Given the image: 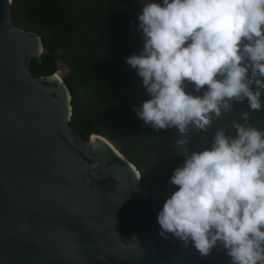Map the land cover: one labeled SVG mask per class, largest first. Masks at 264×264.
<instances>
[{"label":"clouds","instance_id":"9594fccd","mask_svg":"<svg viewBox=\"0 0 264 264\" xmlns=\"http://www.w3.org/2000/svg\"><path fill=\"white\" fill-rule=\"evenodd\" d=\"M137 19L143 50L126 63L148 99L133 111L157 132L205 134L191 153L189 139L176 140L184 162L159 235L201 257L221 247L231 264H264V128L251 122L264 110V0H144Z\"/></svg>","mask_w":264,"mask_h":264},{"label":"water","instance_id":"95a60500","mask_svg":"<svg viewBox=\"0 0 264 264\" xmlns=\"http://www.w3.org/2000/svg\"><path fill=\"white\" fill-rule=\"evenodd\" d=\"M40 53L0 0V264H231L221 247L201 257L159 235L158 212L177 188L169 179L153 195L108 141L83 142L57 72H28Z\"/></svg>","mask_w":264,"mask_h":264},{"label":"trees","instance_id":"16d2710c","mask_svg":"<svg viewBox=\"0 0 264 264\" xmlns=\"http://www.w3.org/2000/svg\"><path fill=\"white\" fill-rule=\"evenodd\" d=\"M143 2L10 0V20L16 29L39 37L41 53L29 64L31 77L59 73L70 96L69 128L83 142L91 135L108 141L137 171L139 184L155 195L183 165L176 140L189 139L185 147L191 153L205 145V134L193 130L182 137L175 128L157 132L133 111L148 99L142 79L126 63L143 50L137 19ZM246 108V101L234 105V111ZM231 119H238L235 112L221 123ZM251 122L264 128V110ZM214 131L207 134L209 146Z\"/></svg>","mask_w":264,"mask_h":264},{"label":"rangeland","instance_id":"374dc122","mask_svg":"<svg viewBox=\"0 0 264 264\" xmlns=\"http://www.w3.org/2000/svg\"><path fill=\"white\" fill-rule=\"evenodd\" d=\"M58 76H59V73H58Z\"/></svg>","mask_w":264,"mask_h":264}]
</instances>
